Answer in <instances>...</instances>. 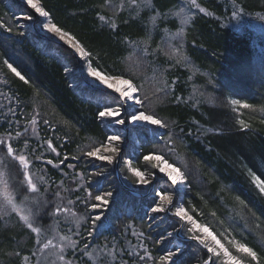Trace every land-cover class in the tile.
Masks as SVG:
<instances>
[{"label": "rangeland", "instance_id": "374dc122", "mask_svg": "<svg viewBox=\"0 0 264 264\" xmlns=\"http://www.w3.org/2000/svg\"><path fill=\"white\" fill-rule=\"evenodd\" d=\"M125 1L137 5L135 0H123L120 7L125 6ZM32 2L46 12L39 0ZM235 2L177 0L165 13L151 17V22L163 23L158 47L150 52L149 45L136 43L127 67L129 80L137 88L135 95L142 101L138 105L140 111L160 119L168 103L186 100L218 109L231 108L240 119L247 111L264 120V9L249 12ZM215 10L222 12V16L218 15L221 26L239 36L247 51L238 52L237 57L224 63L209 60L204 66L197 55L189 53L190 48H195L190 31L196 19L217 15ZM45 25H53L49 14L41 16L27 0H0V229L10 237L8 241L0 239V264H174L177 256L183 259L185 254L199 261L197 264L208 263L200 261V249L204 250L201 245L186 238H198L207 249L213 248L211 253L217 264H229L224 249L242 264L244 259L232 255L222 238L208 228L223 248L194 220L187 201L190 190L186 177L173 185L157 167H164V163L144 160L147 152V156H162L182 173L190 168L178 158L177 133L167 121H162L163 128L143 125L137 129L129 127L127 121L119 125L111 122L115 118L98 116L106 140H91L80 147L76 157L61 155L62 136L56 126L62 122L60 126H65L64 120L52 122L55 110L47 96L34 87L31 99L24 101L14 89V81L20 77L8 65L25 80L24 73L34 69L29 45L63 60L78 98L101 111L120 105L126 111L127 105L112 89L89 75L95 68L76 40L62 41ZM61 48L71 52L74 64ZM160 60L166 62V67L161 68L165 72L174 68L188 72L186 99L182 95L175 97L174 85L158 68ZM151 64L155 66L153 73ZM139 81L141 85L137 86ZM114 134L120 135L121 140L110 142L108 137ZM8 147L13 150L11 154ZM112 147L118 151L106 150ZM96 149L101 155L111 156L112 162L87 155ZM49 168L58 170L60 179L48 177ZM136 171L142 173L144 183ZM28 179L36 185L35 192L29 188ZM254 183L264 194L263 181L254 177ZM109 192L110 197L106 195ZM6 194L15 201L16 209L6 204ZM96 195L107 199L108 205H101ZM156 208L162 211H153ZM96 216L100 220L94 222ZM24 246L27 247L22 252ZM233 246L240 252L237 244Z\"/></svg>", "mask_w": 264, "mask_h": 264}, {"label": "trees", "instance_id": "16d2710c", "mask_svg": "<svg viewBox=\"0 0 264 264\" xmlns=\"http://www.w3.org/2000/svg\"><path fill=\"white\" fill-rule=\"evenodd\" d=\"M122 1L39 0L53 24L69 33L87 51L96 70L109 76L130 79L127 67L134 54L132 46L147 44L150 52L158 47V41L163 36V23L159 20L151 22V17L155 13H165L177 0H135L136 6L125 1V6L120 7ZM235 1L236 5L249 12L259 7L264 9V0ZM215 12L217 15L210 18L196 19L190 31L195 48H190L189 53L194 57L197 55V60L204 66L209 60L224 63L232 56L237 57L238 52L247 51L239 36L221 26L218 16H222L221 10ZM61 52L74 64L67 48H61ZM29 54L34 69L24 73L25 80L14 81V89L24 101L31 99L34 87L47 96L55 110L52 122H58L59 118L64 120L65 126H60L63 122L56 126L62 136V146H59L61 155L73 154L76 157L80 147L91 140H106V133L98 120L101 108L74 94L66 71L68 67L63 60L31 45ZM159 62L160 66L163 65L159 69L166 67L164 60ZM151 65L153 73L155 66ZM163 71L160 70L161 73ZM187 73L180 68L163 72L162 75L174 85L175 97L182 95L186 99L185 95L189 92ZM136 83L141 85V81ZM262 87L264 89V85ZM228 94L232 95L229 91ZM162 112L160 120L167 121L177 133L180 145L178 158L190 166V170L183 169V173L188 181L190 192L187 201L194 220L222 238L232 255L244 259L242 264H264V194L254 183V177L264 183V120L247 111L240 119L231 112V108L218 109L186 100L170 102ZM145 156L147 152L143 158ZM139 168L144 169L143 166ZM47 176L54 179L61 177L53 168L47 170ZM1 238L10 239L0 229ZM233 244L239 246L240 252L231 247ZM245 247L250 251L241 250ZM200 250V261L207 262L208 254ZM252 253H255L254 257ZM182 257L184 264L199 262L188 254Z\"/></svg>", "mask_w": 264, "mask_h": 264}, {"label": "snow or ice", "instance_id": "6c2138e0", "mask_svg": "<svg viewBox=\"0 0 264 264\" xmlns=\"http://www.w3.org/2000/svg\"><path fill=\"white\" fill-rule=\"evenodd\" d=\"M27 3L35 9L37 13H39L41 16H47V13L44 12L40 7H38L36 4L32 2V0H27ZM45 28L47 31L56 33L59 36L60 40H65L67 38L68 43H71L72 37L69 36V33L64 32L61 30V28L56 27L54 24L51 26L45 25ZM83 55V53H81ZM183 58V57H182ZM9 68H11L12 72L15 73L17 76L20 77V79H24L23 76H21L20 72L16 70V68L12 67L11 64L8 65ZM89 75L92 76L94 79L99 80V82L104 85L107 89H112L115 93L118 94V97L125 102L127 105V110L122 111L124 108V105H120L116 108L113 107H105L103 111L99 112V116L102 118H115L113 123L119 124V125H125L126 121L128 123V126L131 128H140L143 125H153V126H159L160 128L165 127L163 122L160 119H157L154 115H147L143 111H140L138 108V105L142 104V101L136 97L135 93L137 92V88L134 86L131 80L125 79L122 77H113L109 76L106 74L101 73L100 71H96L95 69H92L89 71ZM246 106V105H245ZM108 140L110 142L112 141H120L121 136L118 134L110 135L108 137ZM107 151H111L112 153H116L118 151L117 148L112 147L110 149H106ZM8 153H12V148L8 147L7 149ZM88 156L96 157L100 160L108 161L109 163L112 162V157L111 156H105L100 154V149H96L95 151H91L87 153ZM21 161L24 160V157H20ZM155 159L157 161H160L164 163V167H157L159 168V171L162 173H165L168 177V179L172 182L173 185H176L178 182L183 181L184 175L183 173L176 167L172 166L171 164H168L166 161H164V158L162 156H145L144 160H152ZM51 163V161H49ZM71 167V165H69ZM137 177L140 178L141 182L144 183L145 181L143 180L142 173L139 171H136L135 173ZM27 176V173H25ZM28 186L31 189V191L35 192L36 191V185L33 183L31 179H28ZM107 196H111L112 193L109 192L106 194ZM95 199L97 201L101 202V205L107 206L109 201L105 199L101 195H96ZM165 199H170L169 197H165ZM5 201L7 205H11L13 209H16V204L13 199H11L7 194L5 195ZM98 205H93V208L97 207ZM153 211H162L160 208L153 209ZM177 215H180L178 212ZM23 219L25 221L28 220L27 216H24ZM100 216L95 217V221H99ZM79 221H77L78 223ZM31 227V225H29ZM203 232L210 236L213 241H215V244L218 245L219 247L223 248V245L220 244V241L216 239V237L209 231L207 227L203 228ZM198 239V238H197ZM202 244H204V241H201ZM205 247L207 245L205 244ZM242 251L249 252L250 250L248 248H242ZM209 252H213L214 249L209 247L208 248ZM224 255L229 257V264H240V261L236 260L235 258L231 257L230 254L228 253L227 249H224ZM253 257L255 256V253H252ZM172 257V253L169 252L168 258L170 259ZM174 264H184L182 258L180 256L176 257V260L174 261ZM212 264H215L213 261Z\"/></svg>", "mask_w": 264, "mask_h": 264}, {"label": "water", "instance_id": "95a60500", "mask_svg": "<svg viewBox=\"0 0 264 264\" xmlns=\"http://www.w3.org/2000/svg\"><path fill=\"white\" fill-rule=\"evenodd\" d=\"M132 192H133V191H132ZM182 238H183V237H182ZM183 239H185V238H183ZM186 240L193 241V242H195V243L201 245V247L204 249V251H205V252L208 254V256H209V260H208L209 262L206 263V264H212L214 258H213L212 253L208 251L207 247H205L203 244H201L200 241H198L197 239H194V238H186Z\"/></svg>", "mask_w": 264, "mask_h": 264}, {"label": "bare ground", "instance_id": "6f19581e", "mask_svg": "<svg viewBox=\"0 0 264 264\" xmlns=\"http://www.w3.org/2000/svg\"><path fill=\"white\" fill-rule=\"evenodd\" d=\"M134 195V194H133Z\"/></svg>", "mask_w": 264, "mask_h": 264}]
</instances>
